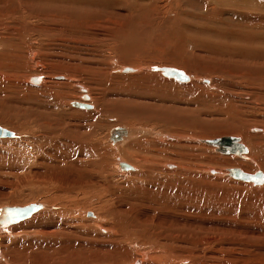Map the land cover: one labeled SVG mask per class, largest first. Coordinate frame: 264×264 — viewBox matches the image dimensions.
<instances>
[{"label": "rangeland", "instance_id": "1", "mask_svg": "<svg viewBox=\"0 0 264 264\" xmlns=\"http://www.w3.org/2000/svg\"><path fill=\"white\" fill-rule=\"evenodd\" d=\"M113 1L114 3H99L97 0H81L78 2L68 0L64 3L61 1L45 2L43 0H1V3H4L5 9L8 11L6 13L9 14H11L9 11L21 13L23 10L22 14L24 16H34L36 12H41L44 9L54 11H62L64 9L67 13L69 11L70 14L74 15L72 18H67V24L71 23L74 26L85 24L86 26L84 25L80 30L75 29V33L71 29L66 30L64 28L65 30H62V32H65L64 36L56 34V32L59 33V29L50 31L49 28H38L39 31L36 30L34 34L39 39L48 35L46 39L54 41L52 49H45V41L42 42L41 40L34 45V47H37L40 46L41 42L43 43L45 51L38 50V55L41 52L42 56L41 54L36 56V61H46L44 62L46 66L44 68H36L34 65L33 67L31 60L33 52L27 53L26 50L24 51L26 55L22 54L24 55V59L18 65L22 67L25 75H31L32 77L35 75L37 77L41 76L39 81L40 88H42L41 86L44 85L50 75L55 76V80H58L56 82H60L59 80L61 79L64 84L62 82H54L52 83L54 84L52 88L54 86L55 88L52 90L56 96L58 95V99L64 98L62 93H69L70 98L66 97V103L69 102L67 105L70 107L67 108L74 113L60 114L59 110H56L58 108L56 105L58 99L55 95H52L51 91L49 92L39 87L42 91H35L33 88L37 86L28 83L25 87L13 86L15 89L25 88L24 90L19 89L18 91L8 92L5 84L2 83L6 90L5 92L0 91V126L12 131L14 135L12 137H0V209L6 206H26L35 202L36 204L48 206L41 210L56 213L61 212V210L68 211H64L59 217H52L53 219L48 220V223H50L49 221H59L65 218V220H68L73 215H77L78 219L82 217L86 219L93 218L94 223L100 221L104 223L108 219L104 217L108 209L109 211L114 209L116 213H119V209H117L118 203L113 199L114 196L110 195L113 192L109 191L112 190V186L108 189L104 174H99L95 170L79 171L72 169L64 162L66 156H62L58 152V147L61 148L58 139L64 143L60 149L63 150L64 148L68 149L67 144L69 145V143L80 144L87 142L91 134L95 132L94 141H100L102 145L106 144V146L109 144L108 146L111 148V152L108 153L111 156L108 167L111 165L112 169H116V167L120 166L119 161H117L119 160L118 158L122 162L132 166L130 170L121 169L120 166L119 171H115V173L124 177L122 181H127V179L131 178V174L143 173L144 169H146L145 173H147L148 178L142 179L143 181L146 180L142 183L143 185H122L124 187L118 193L121 195L120 199L124 203L136 205V203L141 201L142 205H146L145 209H137L135 211L136 214L135 212L132 214L136 215L135 217L124 213L126 214L124 218L131 217H128L129 221H126V224L128 222L139 221L142 225L143 229L141 230L144 233L140 230L141 233L133 239L134 241L136 239L135 243L140 245L142 250L149 251L148 255L152 256L149 262L153 264H199V261L206 263L210 257L218 256L213 251L217 252L219 250L218 247L221 245L220 243L225 240V247L227 248L225 252L226 264L228 262L229 264H264V178L261 183H256L236 179L229 173L231 168H240L248 173H256L261 170L264 174V156L262 158L255 157V152L260 148V145L264 146V131H262L264 129V56L245 58L241 55L235 56L216 50H206L189 44L191 42L188 43L183 36L184 32L197 33V27L205 25H207L205 27H208L212 31H246L255 26L260 28V24L263 23L261 22L262 20L259 19L258 21L251 18V21L239 20L237 18L239 10L221 9L220 13L217 10V14L220 15L219 18H223L224 22H227L226 24H222L217 20L216 9H213L209 2L210 0ZM149 9L152 10H150L151 13L147 11ZM205 10H209L210 12L206 13ZM137 12L141 15L149 16L151 14L152 17L149 16L146 20L149 19L147 22L151 23L150 28L153 27L152 29L149 26V30L147 28L143 29L141 28V24L136 27L135 24L138 21L143 22L141 20L142 17L140 19L135 17ZM194 12L200 16H182L183 13ZM20 13H17V16L13 15V21L15 20V24L18 23L16 24L18 26L11 24L13 25L11 27H14V29L18 27L21 30H17L18 28L15 30H5L6 34H16L12 37V41L15 43H18L16 40L20 36L19 31H22L21 33L27 36L31 31L27 29V26L24 27V22L20 20L22 15ZM247 14H253V11H247ZM180 19L195 23L196 26L188 28L187 25H181V23L184 24L183 22L177 25L171 23L172 20L179 22ZM25 20H28V18L25 17ZM126 20L133 27H131L132 31L130 28V34L134 36L131 38L132 42L137 40L138 46H141L139 48L142 50V53L140 50H137L140 54L146 53L149 55L151 53L150 56H153L156 53L155 55L158 57L160 53L155 52L157 46L162 44L166 49L163 55L164 58L168 59L167 63L154 65V69L152 70L154 74H158L159 76L154 78V80L156 79L155 81L159 79L158 84L161 85L157 90L158 92L156 91L158 94L154 93L155 86L153 85V81L152 83H149L147 80L128 83L119 76L112 79L113 81H109L106 78L107 72L108 75H121L123 78L128 79L127 77L132 76L133 72L138 73L145 68H139V63L128 64L127 58L129 55L123 56L126 53H124L125 44L121 35L115 32L118 28L113 29V25L121 21L120 24L122 26ZM135 32H137L139 40L136 38ZM126 33L127 31L125 30L124 34ZM174 34L179 37L180 41H176L177 36ZM260 35H249L246 41L241 37L237 42L242 44L243 49L246 47L255 49L256 46L264 45V35L261 37ZM5 62L12 63L7 57ZM52 65L55 66L53 67ZM124 65L132 67L133 71L129 73L123 72L122 68L125 67ZM61 66L73 71L74 74H71L73 78L61 73L64 71L61 69ZM53 69L59 71L61 75L59 72H57L58 75L50 74L49 72H53ZM167 69L181 71L184 75L186 74L187 81H182L176 77L170 78V76L161 74L162 70ZM210 69L211 73H209ZM212 69L213 71L219 69L218 74L232 75L224 79L222 77L217 78V74L212 73ZM241 69L250 70L241 71ZM241 73H250L249 76L253 80L249 78L245 79L244 77L239 78L238 76H241ZM161 77L164 78L162 79ZM228 79L235 81H228ZM237 80H242V82L238 83ZM1 82L0 87L2 85ZM191 82L197 83V87L188 89V86L183 85ZM55 84H58V86ZM61 84L65 85V87L63 88ZM69 85H71L70 89ZM80 86L87 88L86 93L89 95L87 102L82 99L83 92ZM220 93L221 96L219 97ZM96 95L97 97H95ZM45 96L48 97L46 98ZM54 99L53 104L52 100ZM252 99H257L259 102L257 100H255L256 102L252 101ZM74 101L88 103L92 105V108L85 109L71 106V103ZM65 111L68 112L67 109ZM81 111L91 112V115L86 117L82 115L81 117ZM117 126H124L130 131L134 129L136 133L130 132L129 137L126 138L127 141L125 140L118 145H113L110 141V131ZM171 126L173 129L170 128ZM251 126L261 128H259V131L252 132L250 130ZM42 128L43 130L41 131ZM167 128L170 129L166 130ZM38 133L40 135L39 142L37 139ZM141 133H143L145 142L146 140L148 142L145 143L142 140V143L140 142L138 146L142 148L143 151L141 152L146 154L144 158L150 161L147 163L141 161L142 157L136 153L128 155V157L126 155V160L125 158H121L119 151L116 150H119L121 146H124L135 135ZM159 133H161V136H167V134L168 136L173 135L172 137L177 138L179 142L181 141L180 143H182L185 153L188 152L187 154L192 156L193 160L185 162L184 166L178 161L179 158H175V162L172 159L173 162L168 161V157L164 158L166 154L171 156L170 153L172 152H175L174 154H177V151L181 152L182 146L176 148L174 145L168 146L165 144L160 151L158 149L155 150L156 148L154 147H158L159 144H151L149 139L152 140L153 135L160 136ZM228 135L238 137L248 147L249 152L244 157L219 152L215 147L201 143L203 142L201 140L200 142L197 141V137L208 140ZM155 140L159 139L155 138ZM49 141H51V144ZM158 142L165 143V140H159ZM255 145L258 147H255ZM149 147L150 150L148 149ZM164 147L166 149H163ZM49 148L50 152L47 155L44 150H48ZM166 150L168 151L166 152ZM152 151L161 153L153 154ZM192 151L193 153L191 154ZM149 152L150 155H148ZM164 152L166 153L164 154ZM147 156L151 157L148 158ZM70 158L68 157V159ZM99 158L100 153L98 155V152H96L94 156L88 159H91L89 160L91 162ZM253 158L256 159L253 160ZM71 159L74 161L73 157ZM225 160H229L231 164L229 162V164L226 163ZM167 163H173L175 168H169L166 165ZM75 164L77 163L75 162ZM55 165H61L62 167L64 165V168L59 172L55 170ZM77 166L80 167L79 164ZM212 169L216 172H213ZM118 181H120L119 178ZM147 181L153 182L156 185L152 184L151 187L150 184L146 183ZM116 185L119 186L118 183ZM157 185H163V188L159 189ZM177 190L181 191V193L178 198H175L173 205L171 202L167 205L168 208L166 210H168L164 211V214L166 212L164 216H159L150 212V210L147 211L151 206L149 202L151 196L162 197L160 191ZM166 195L171 196L172 194L166 193ZM188 203H191L192 206H189ZM188 206L189 208H187ZM174 208L177 211L176 214L170 212ZM75 211L77 212L75 213ZM168 211L171 215L167 214ZM146 212L149 213H147L146 218L142 219L140 216ZM91 213L92 215H88ZM30 218L32 217L27 218L28 220H23V222L26 223L32 220ZM23 222L20 221L12 225L19 226ZM12 225L2 229L10 230L12 229ZM18 232L21 231L18 230ZM18 232L16 231L15 233ZM156 234L171 237V241L167 244L160 243L156 241ZM148 238H151L152 241ZM192 239L193 242H189ZM85 241L88 242L87 239ZM87 245H90V243ZM169 246L170 248L184 249L181 251L182 256H175L172 259L163 256L169 253ZM161 248L163 250H160ZM125 252H128L127 254L129 255L126 257L131 258L132 243L129 247L123 249V254ZM206 259L207 261H204ZM221 259L219 256L218 260Z\"/></svg>", "mask_w": 264, "mask_h": 264}, {"label": "bare ground", "instance_id": "2", "mask_svg": "<svg viewBox=\"0 0 264 264\" xmlns=\"http://www.w3.org/2000/svg\"><path fill=\"white\" fill-rule=\"evenodd\" d=\"M7 1H13V0H7ZM45 2H53V1H61V2H66L68 0H43ZM71 1H81V0H71ZM99 1V3H104V2H109V3H114L113 0H97ZM210 4L212 5L213 9H216V16L218 19V21L222 24H226L227 22H224L223 18H219V14H217V10L220 13L221 9H232V10H239V16H237V18H239V20H249L251 21V19L253 20H262L260 24V28H257V26H255L254 28H250L249 30H225V31H218L216 30V28L213 27L214 30L216 31H212L210 30L208 27L205 26H200L197 27L198 31L197 33L192 34L191 33H187L184 32L183 36L184 39L189 43V44H193L194 47H198V48H204L206 50H216L222 53H228V54H233L235 56H243L245 58L249 57V58H258L259 56H264V45H261L259 47H255V49L253 48H248L246 47L245 49L242 48V44L238 43L237 40L241 39V37L243 39H245L244 41L248 40V36L249 35H255V34H261L260 37L262 35H264V0H210L209 1ZM126 3V1H125ZM4 4V3H3ZM1 3L0 0V82L1 84H5V87H7L8 92H14V91H18L19 89L24 90L23 88H19V89H15L13 86H18V87H22V86H26V84H30L33 86H37L33 89H35V91H39L40 89H44V90H48L49 92H52V95L54 96V88H52L54 84L52 83H60L62 82L61 79L59 80L60 82H56L58 81L57 79L55 80V76H48V79L46 80V82L44 83V85H42L40 88L39 86V81H40V77L35 76H31V75H25L23 72L24 70L22 69L21 66H18L21 64V61L24 59V51L26 50V52H33V56H32V62H33V67L34 65L36 66V68H44L46 65H44V62L46 61H36V56H39L41 54L38 55V52L41 50L45 51V49H52L53 47V40H47V36H43L40 39L34 34V32L36 30H38V28L43 27V28H49L50 31L51 30H58L59 29V33L56 32V34L58 36H64L65 32L63 33L62 30H67V29H71V31L74 32L75 29L80 30L85 24H78L76 26H74V24L71 25V23H66V20L68 17H74L73 14H70V12L65 11L64 9L62 11H54L51 9H44L41 12H36L34 14V16L32 15H26L24 16L22 14V12H17L15 10V13H12L11 11H9L11 14L6 13V9L5 6ZM127 4V3H126ZM141 6V5H140ZM142 7V6H141ZM144 7V6H143ZM148 9V8H147ZM206 9V8H205ZM151 9L147 10L150 12ZM21 11V10H20ZM152 11V10H151ZM157 11V10H156ZM206 11V10H205ZM247 11H253V14H247ZM8 12V11H7ZM22 14L20 17V20L24 22V27H28L27 29L31 30L30 34L31 36H27L24 35L23 33H21L22 31H19L20 36L18 37V39L16 40L18 43H15L14 41H12V37H14V35L16 34H6L5 30H13L14 27H11L13 25H16L18 23L15 24V20L13 21V15L17 16V13ZM143 12V11H142ZM148 12V13H149ZM210 11L207 10L206 13H209ZM6 13V14H5ZM151 13V12H150ZM154 13V12H153ZM182 13V12H181ZM200 16L198 14L194 13H183L182 16L186 17V16ZM78 16V14H77ZM80 16V15H79ZM115 16V15H114ZM151 16V14L149 15ZM148 15H141L139 12L136 13L135 17L136 18H141V20H143V22H137L135 25L137 27V25L141 24V28L148 29V26L150 28L151 23L147 22L149 21L146 20L148 17ZM194 16V17H195ZM249 16V17H248ZM25 17L28 18V20H25ZM108 17V16H107ZM111 17V16H110ZM152 17V16H151ZM132 18V17H131ZM251 18V19H250ZM95 19V18H93ZM107 19V18H106ZM130 19V18H129ZM96 20V19H95ZM115 20V19H114ZM138 20V19H137ZM97 21H99L97 19ZM106 21V20H105ZM167 21V20H166ZM177 21V20H176ZM172 20V24L173 25H177L178 23L180 24L181 22H183L184 24L181 23V25H187L188 28L190 26H196L195 23L189 22V21H183L182 19L179 20V22ZM121 21L116 22L113 25V29H117L115 30L116 33L120 34L121 37L123 38L124 44H125V51H124V55L123 56H127L126 54L129 55V57L127 58L128 64H133L136 63L139 65L140 67H145L144 69H142V71L140 70V72L135 73L133 72L132 76L123 78L121 75H108L106 72V78H108L109 81H111L112 79L117 78L118 76L120 78H122L123 80L132 83L135 82H139V81H145L147 80L149 83H152L153 81V85L154 87V93L159 89V86H161L160 84H158V81H155L154 78H156V76H158V74H154L152 72V70L154 69V65H162V64H166L167 60L166 58H164V53L166 52V49L164 48V46L158 45L157 49H155V52L160 53L158 57H156V53L153 56H150V54H140L137 50H140L136 41L131 40L132 37H134L133 35L130 34V32L132 31V26L131 24L126 20L125 24L123 23L122 26L120 24ZM201 22V21H200ZM105 23V22H104ZM168 23V22H166ZM13 24V25H11ZM171 25V24H168ZM18 26V25H16ZM22 26V25H21ZM86 26V25H85ZM23 27V26H22ZM91 27V26H90ZM102 27V26H101ZM132 27V28H131ZM171 27V26H170ZM169 27V28H170ZM180 27V26H179ZM186 27V26H185ZM263 27V28H262ZM18 28V27H17ZM15 28V29H17ZM63 28V29H61ZM65 28V29H64ZM107 28V27H106ZM131 28V31H130ZM153 27H151L150 29H152ZM187 28V29H188ZM14 29V30H15ZM21 30V28H18L17 30ZM109 29V28H108ZM140 29V28H139ZM180 29V28H179ZM111 30V29H110ZM127 31L126 34H124V31ZM136 30V29H135ZM149 30V29H148ZM27 31V30H26ZM39 31V30H38ZM44 31V30H43ZM70 31V32H71ZM112 31V30H111ZM170 31V30H169ZM53 32V31H52ZM91 32V31H90ZM178 32V31H177ZM15 33V32H14ZM17 33V32H16ZM28 33V32H27ZM49 33V32H48ZM75 33V32H74ZM165 33V32H164ZM213 33V34H212ZM45 34V33H44ZM52 34V33H51ZM67 34V33H66ZM105 34V33H104ZM136 34V38L139 40V38L137 37L139 34L137 32H135ZM167 34V33H166ZM176 34V33H175ZM174 34V35H175ZM18 35V34H17ZM40 35V34H39ZM42 35V34H41ZM69 35V34H68ZM117 35V34H116ZM67 36V35H66ZM70 36V35H69ZM177 36V35H175ZM174 36V38H175ZM173 37V35H172ZM179 37L177 36V40ZM61 39H63V37H61ZM173 39V38H172ZM41 40L42 42L45 41L46 46H44L45 49H43V43L41 42L37 47H34L35 43L37 44V42ZM160 40V39H159ZM180 41V40H179ZM121 43V42H120ZM140 43V42H139ZM153 43V42H152ZM187 43V45L189 46V44ZM17 45V46H14ZM14 46V47H13ZM58 46V45H57ZM156 46V45H155ZM192 46V45H191ZM159 48V51H158ZM193 48V47H192ZM28 49V51H27ZM121 49H123L121 47ZM150 49V48H149ZM194 49V48H193ZM39 50V51H38ZM76 50V49H75ZM144 50V49H143ZM151 50V49H150ZM47 51V50H46ZM142 53V50H140ZM154 51V50H153ZM168 52V50H167ZM176 53V52H175ZM24 54V55H22ZM153 54V53H152ZM31 55V54H30ZM163 55V56H162ZM42 56V54H41ZM145 56V57H144ZM6 57L12 61V63H7L6 61ZM31 57V56H30ZM143 57V58H142ZM170 58V57H168ZM176 59V58H175ZM39 60V59H38ZM49 62V61H47ZM176 62V61H175ZM65 63V62H64ZM32 65V64H31ZM135 65V64H134ZM141 65V66H140ZM186 65V64H185ZM53 67L55 65H52ZM51 66V67H52ZM57 66V65H56ZM60 66V65H59ZM71 66V65H70ZM125 67L122 68L123 72H132L133 68L129 67V65H124ZM137 66V65H136ZM73 67V66H72ZM182 67V66H181ZM59 68V67H58ZM137 67V69H139ZM172 68V67H171ZM244 68V67H243ZM248 68V67H247ZM61 69L64 70L61 73L66 74V76L72 77L71 74L73 75L74 72L71 70H68L67 68H62ZM73 69V68H72ZM110 69V68H109ZM121 69V68H120ZM135 69V68H134ZM54 70V69H53ZM60 70V69H59ZM74 70V69H73ZM97 70V69H96ZM106 70V69H105ZM215 70V69H214ZM250 70V69H247ZM245 69H241V71H247ZM41 71V70H40ZM107 71V70H106ZM163 72H161V74H163L164 76H170L171 77H176L182 81H187L188 78L185 77V75L178 70H162ZM49 72V71H48ZM57 72L54 70L53 72H49L50 74H57ZM156 72V71H155ZM208 72V71H207ZM153 73V75H151ZM206 73V72H204ZM211 73V69L210 72ZM212 73L217 74V78H228L230 75L221 73H219V69L217 71H213L212 69ZM236 73V72H235ZM60 74V72H59ZM62 74V76H63ZM112 74V73H111ZM127 74V73H126ZM207 74V73H206ZM238 74V73H237ZM250 73H241V76H238L239 78H249L252 79L251 76H249ZM58 75V74H57ZM56 75V76H57ZM61 75V74H60ZM59 75V76H60ZM79 76V75H78ZM141 77V78H139ZM159 77V76H158ZM188 77V76H187ZM63 78V77H62ZM73 78V77H72ZM72 78H70L72 80ZM162 79L164 77H161ZM207 78V77H206ZM141 79V80H139ZM203 79V78H201ZM42 80V79H41ZM68 80V79H67ZM66 80V82H67ZM253 80V79H252ZM97 81V80H96ZM113 81V80H112ZM204 81V80H203ZM209 81V80H208ZM228 81H235L232 79H228ZM5 82V83H4ZM24 82V83H23ZM71 82V81H70ZM147 82V83H148ZM195 82V81H194ZM205 82V81H204ZM237 82H242V80H237ZM63 83V82H62ZM69 83V82H68ZM131 83V84H132ZM145 83V82H144ZM186 83V82H185ZM3 84L0 87V91L1 92H5V87L3 86ZM64 84V83H63ZM63 84H61L63 86ZM162 85H164L163 83H161ZM205 84V83H204ZM237 84V83H236ZM56 85V84H55ZM73 85V84H71ZM71 85H69V89L71 88ZM116 85V84H115ZM166 85V84H165ZM182 85V84H181ZM188 86V89H193L195 87H197V83H189V84H183ZM200 85V84H199ZM211 85V84H210ZM240 85V84H239ZM58 86V84L56 85ZM85 86V85H84ZM184 86V87H186ZM201 86V85H200ZM208 86V85H207ZM212 86V85H211ZM229 86V85H228ZM40 89H39V88ZM65 87V85L63 86V88ZM153 87V86H152ZM183 87V88H184ZM216 87V86H215ZM214 87V88H215ZM50 88V89H49ZM74 88V87H73ZM187 88V87H186ZM201 88V87H200ZM53 89V90H52ZM66 89V88H65ZM81 91L83 92V96L82 99L86 100L85 102H87L89 100V95L88 93H86V89L83 86H80ZM137 89V88H136ZM204 89V88H203ZM58 90H60V88H58ZM57 90V91H58ZM62 90V89H61ZM73 90V89H72ZM126 90V89H125ZM209 90V89H208ZM42 91V90H40ZM67 91V89H66ZM69 91V90H68ZM77 91V90H76ZM98 91V90H97ZM123 91V90H122ZM153 91V90H152ZM60 93V91H58ZM63 92V91H62ZM71 92V91H70ZM93 92V91H92ZM121 92V91H120ZM158 92V91H157ZM156 92V93H157ZM215 92V91H214ZM213 92V93H214ZM228 92V91H227ZM21 93V92H18ZM24 93V92H22ZM44 93V92H43ZM78 93V92H77ZM153 93V94H154ZM207 93V92H206ZM236 93V92H235ZM158 94V93H157ZM208 94V93H207ZM217 94V93H216ZM224 94V93H223ZM46 95V94H45ZM62 95L64 96L61 97L60 99H56L57 100V109L59 110L58 112H60V114H64V113H71L72 111L70 109H68V103H66L67 98H70L69 93H62ZM237 95V94H236ZM241 95V94H240ZM49 96V95H48ZM47 96V97H48ZM221 96V93L219 95V97ZM46 97V96H45ZM46 97V98H47ZM97 97V95L95 96ZM100 97V96H99ZM211 97V96H210ZM244 97V96H243ZM54 98V97H52ZM78 99V97H76ZM93 98V97H92ZM250 98V97H249ZM54 100H52L53 104H54ZM75 99V98H74ZM68 100H72V99H68ZM76 100V99H75ZM80 100V99H79ZM98 100V99H96ZM140 100V99H139ZM257 100V99H255ZM254 99H252V101H255ZM141 101V100H140ZM251 101V102H252ZM259 102V100H257ZM256 102V101H255ZM52 105V103H51ZM76 106L79 108H85V109H91L92 105L88 104V103H84V102H73L71 103V106ZM68 107V108H67ZM97 107V106H96ZM257 107V106H256ZM54 108V107H53ZM263 108V107H262ZM67 109L68 112H66L65 110ZM255 109V108H254ZM52 110V109H51ZM137 110V109H136ZM259 111V110H257ZM74 113V112H72ZM128 113V112H126ZM66 115V114H65ZM88 116L91 115V112L88 111H81V117ZM61 116V115H60ZM64 116V115H63ZM48 117V116H46ZM128 118V117H127ZM76 119V118H75ZM36 120V119H35ZM47 121V120H46ZM69 122V121H68ZM168 122V121H167ZM171 122V121H170ZM258 123V122H257ZM261 123V121H260ZM68 124V123H67ZM245 124V123H244ZM36 125V124H35ZM43 125V124H42ZM49 125V124H48ZM172 125V124H171ZM176 125V124H175ZM246 125H248L246 123ZM245 125V126H246ZM38 126V125H37ZM62 126V125H61ZM66 126V125H65ZM261 126V125H260ZM2 127V126H1ZM175 127V126H173ZM252 128L250 129L252 132L254 131H259L261 127H255V126H251ZM3 128V127H2ZM116 128H123L125 130V132L121 135L120 138H114L112 135V130L116 129ZM130 128V127H129ZM132 128V127H131ZM138 128V127H137ZM142 128V127H140ZM172 128V126L170 127ZM167 128L166 130L170 129ZM246 128V127H245ZM250 128V127H249ZM263 128V127H262ZM46 129V128H45ZM54 129V128H53ZM56 129V128H55ZM110 129V128H109ZM173 129V128H172ZM43 130V128L41 129V131ZM148 130V129H147ZM166 130H164L166 132ZM37 131V130H36ZM49 131V130H48ZM74 131V130H73ZM142 131V130H141ZM264 131V129L262 130ZM62 132V130H61ZM130 132H134L130 131L128 128L124 127V126H117L111 129L110 131V141L112 142L113 145H118L122 142H124L126 140V138L129 137ZM140 132V131H138ZM145 132V131H144ZM157 132V131H156ZM40 133V132H39ZM38 133V142H39V138L40 135ZM95 133V132H94ZM94 133L91 134L90 139L85 142V143H74V144H67L68 149H63L60 150L63 147V141H61L60 139L59 142L61 144V148L58 147V152L62 155V156H66V160L64 161L66 164H68V167L75 169V170H79V171H83V170H87V171H98L99 174H104V177L106 179L105 183L108 187V189L111 188L112 186V190L109 191H113L111 192L110 195H112L113 199L117 201L118 203V207L117 209H119V213H116L114 209H112L111 211L106 212V214L104 215V217H107L108 219H106L104 221V223L100 222H95L94 223V219H86V218H79L77 217V215H73L68 219V220H59V221H49L50 223H48V220H50L52 217L61 216L62 213H64V211L66 210H61V212L56 213V212H50L48 210H41L43 208H47L48 206L43 205V204H36L34 203H30L29 205L26 206H6L0 209V264H153L152 262H149L151 260L152 256L148 255L149 251L146 250H142L141 246L136 244L134 241V237L137 236L138 234H140V230L143 229L142 225L136 221H133L131 223H125L128 220V216L127 218H124V215L126 214H130L131 216L137 209L140 208H144L146 207V205H142L141 201H139L138 203H136V205H132L130 203H124L123 201H121V195L118 193V191L124 187L122 185L125 186H130L131 184L133 185H143L142 183H144L146 180H142L145 178H148V176L146 175L147 173H145L146 169H144L143 173H138V174H131L132 176H130L131 178L127 179V181H122L124 177H121L119 174L115 173V171H119V167L121 169H132V166L129 164H126L124 162L121 161L120 158H118L120 166L116 167V169H112L111 165L110 167H108V162L109 160H111V156L108 155V153L111 152V148H109V144L106 146L102 145V143L100 141L95 142L94 141ZM136 133V132H134ZM56 134V133H55ZM58 134V133H57ZM64 134V133H63ZM99 135V133H97ZM141 134H137L135 135L134 138H132L129 142H127L126 144H124V146H121V148L119 150V154L121 156V158H125L126 160V155L128 157V155H133V154H138V156L142 157L141 161L144 162H149L150 160H146L144 158V152L142 153L141 151L142 148H140L138 145L142 140L145 139ZM149 134V133H148ZM151 134V133H150ZM157 134V133H156ZM160 136H154L156 139L159 140H165V143L162 142H158L159 140H155V138L152 137V140L149 139V141L151 142V144H159L158 147H154L156 148L155 150H161L162 147L166 144V145H174V147L178 148L182 146V143H180L178 141V139L176 140L174 137L172 136H161V133H159ZM180 134V133H179ZM250 134V133H249ZM145 135V134H144ZM170 135V134H169ZM220 135V134H219ZM251 135V134H250ZM150 136V135H149ZM175 136V135H174ZM180 136V135H179ZM228 136H233V135H228ZM256 136V135H254ZM12 137V136H11ZM58 137V136H57ZM181 137V136H180ZM180 137H178L180 139ZM223 137V136H221ZM236 137V136H235ZM248 137V136H247ZM252 137V136H251ZM151 138V137H150ZM220 138V137H219ZM238 138V137H237ZM49 139V138H47ZM63 139V138H62ZM93 139V141H92ZM147 139V138H146ZM184 139V138H182ZM202 138V137H197V141L201 142V143H205L207 145L213 146L217 149L216 146L211 145L208 143V140ZM57 140V139H56ZM185 140V139H184ZM187 140V139H186ZM238 140L240 141V139L238 138ZM48 141V140H47ZM127 141V140H126ZM51 144V141H49ZM69 142V141H68ZM99 142V143H98ZM148 140H146L145 143H147ZM149 142V143H150ZM241 142V141H240ZM258 142V141H257ZM260 142V141H259ZM242 143V142H241ZM39 144V143H38ZM66 144V143H65ZM187 144V143H184ZM204 144V145H205ZM244 144V143H243ZM144 145V144H143ZM155 145V146H156ZM190 145V144H189ZM192 145V144H191ZM40 146V145H39ZM45 146V145H43ZM66 146V145H65ZM170 146V147H171ZM246 146V145H245ZM257 145H255L256 147ZM41 147V146H40ZM111 147V146H110ZM147 147V146H146ZM167 147V146H166ZM254 147V145H253ZM258 147V146H257ZM145 148V145H144ZM153 148V149H154ZM169 148V147H168ZM167 148V149H168ZM39 149V148H38ZM147 149V148H146ZM150 150V147L148 148ZM152 149V148H151ZM163 149H166L165 147ZM174 149V148H172ZM211 149V148H210ZM246 151L242 152L240 154L237 153H225V154H234L240 157H244L248 152L249 149L246 146ZM145 150V149H144ZM153 150V151H155ZM218 150V149H217ZM152 151V152H153ZM164 151V150H162ZM168 150H166L167 152ZM173 151V150H172ZM175 151V149H174ZM44 152L48 155V153L50 152V148L48 150H44ZM81 152V153H80ZM98 152V155L100 153V158L97 159L96 161H89L91 159H88L92 156L95 155V153ZM146 152V151H145ZM164 152V154L166 153ZM171 152V151H170ZM220 152V151H219ZM80 153V154H79ZM114 153H116L114 151ZM161 153V152H160ZM159 152H153V154H160ZM175 153V152H174ZM173 152L170 153L171 156L167 155L164 157H168V161H174V159H178L179 162H181L184 166H185V162H190L193 160L192 156H189L187 153H185L184 151V147L182 146L181 152H176L177 154H174ZM193 153V151L191 152V154ZM163 154V156H164ZM190 154V155H191ZM197 154V153H196ZM70 155V156H69ZM80 157H79V156ZM111 155V154H110ZM115 155V154H113ZM150 155V152L149 154ZM152 155V154H151ZM117 156V155H116ZM157 156V155H156ZM175 156V157H173ZM264 156V146L260 145V148H258V150L255 152V157H259L262 158ZM68 157H73L74 161L70 158L68 159ZM118 157V156H117ZM130 157V156H129ZM146 157V156H145ZM148 157V156H147ZM151 157V156H150ZM148 157V158H150ZM155 157V156H154ZM159 157V156H157ZM162 157V156H161ZM39 158V157H38ZM59 158V157H58ZM116 158V157H115ZM153 158V155H152ZM196 158V156H195ZM250 158V157H249ZM76 159V160H75ZM133 159V158H132ZM141 159V158H140ZM157 159V158H156ZM172 159V160H171ZM198 159V158H197ZM195 159V160H197ZM201 159V158H200ZM256 158H253V160H255ZM89 162H88V161ZM131 160V159H130ZM134 160V159H133ZM131 160V161H133ZM136 160V159H135ZM139 160V159H138ZM152 160V159H151ZM205 160V159H204ZM231 160V158H230ZM87 161V162H86ZM128 161V160H127ZM140 161V162H141ZM159 161V159H158ZM164 161V160H163ZM172 161V162H173ZM198 161V160H197ZM232 161V160H231ZM75 162L77 164L80 165V167L77 166V164H75ZM79 162V163H78ZM114 162V161H113ZM136 162V161H135ZM175 162V161H174ZM194 162V161H193ZM226 163H230L229 160H225ZM115 163V162H114ZM118 163V162H117ZM177 163V161H176ZM204 163V162H203ZM228 163V164H229ZM233 163V162H232ZM240 163V162H239ZM142 164V163H141ZM152 164V163H151ZM161 164V163H160ZM190 164V163H189ZM188 164V165H189ZM199 164V163H196ZM221 164V163H220ZM231 164V163H230ZM263 164V163H262ZM135 165V164H134ZM143 165V164H142ZM154 165V164H153ZM166 165H168L169 168H175L173 163H167ZM191 165V164H190ZM189 165V166H190ZM234 165V164H233ZM237 165V163H236ZM139 166V165H138ZM163 166V165H162ZM134 167V166H133ZM145 167V166H144ZM167 167V166H166ZM179 167V166H177ZM55 170H58L59 172L61 171V169L64 168L61 165H55ZM82 168V169H81ZM148 170V169H147ZM150 171V170H149ZM171 171V170H170ZM213 172H216L214 169H212ZM211 171V172H212ZM161 172V171H160ZM164 172V171H163ZM151 173V172H150ZM230 173V170H229ZM252 173V172H251ZM58 174V173H57ZM123 174V172H122ZM165 174V173H164ZM231 174V173H230ZM56 175V174H55ZM152 175V174H151ZM156 176V175H154ZM194 176V175H193ZM232 176V175H231ZM59 177V176H58ZM127 177V176H125ZM233 177V176H232ZM62 178V177H61ZM118 178L120 181H118ZM235 178V177H234ZM263 178H264V174H263ZM239 179V178H236ZM117 180V181H116ZM188 180V179H187ZM195 180V179H194ZM239 180H243V179H239ZM122 181V182H121ZM155 181V180H154ZM243 181H248V180H243ZM249 181H253V180H249ZM263 181V179H262ZM261 181V182H262ZM22 182V181H21ZM255 182V181H253ZM259 182V183H261ZM119 184V186H117L116 184ZM146 183L150 184V186L152 187L153 185H156L153 182H149L147 181ZM258 183V182H256ZM140 184V185H139ZM158 186V187H157ZM156 187L161 189L163 188V185H157ZM155 187V186H154ZM124 190V189H123ZM160 193H162V197H153L151 196V200H149L151 206L148 208L147 211L150 210V212H153L159 216H164L166 214H164V211H167L166 208H168L167 205H169V203L171 202V204L173 205V203L175 202V198H178L181 191H160ZM167 194H172L171 196L166 195ZM202 193V192H200ZM137 195V194H136ZM199 195V194H198ZM168 196V198H167ZM205 197V196H204ZM226 197V196H225ZM197 198H199L197 196ZM142 200V199H140ZM183 200V199H182ZM194 200V199H193ZM195 201V200H194ZM193 201V202H194ZM201 201V200H200ZM95 203V202H94ZM112 203V202H111ZM101 204V203H100ZM114 204V203H113ZM189 204V203H188ZM30 205L34 206V210L26 217H23L21 219H16L14 221L9 220V217L11 216H15V218H17L18 215H22L21 213H23L22 211H12V212H7L8 209L10 208H23V207H28ZM49 205V204H48ZM185 205V204H184ZM192 206V204L190 203L189 206ZM195 205V203H194ZM193 205V207H194ZM50 206V205H49ZM83 206V205H82ZM112 206V205H111ZM189 206L187 208H189ZM196 207V206H195ZM90 208V207H89ZM191 208V207H190ZM197 208V207H196ZM57 209V208H56ZM75 209V208H73ZM77 209V208H76ZM41 210V211H39ZM86 210V209H85ZM114 210V211H113ZM192 210V208H191ZM225 210V209H224ZM68 212V211H66ZM77 211H75L76 213ZM144 212V211H143ZM171 213L176 214V209H172V211H170ZM169 211L167 212V214L171 215ZM207 212V211H206ZM18 213V214H17ZM126 213V214H124ZM138 213V212H137ZM146 212L144 214H142L140 217L142 219L146 218L147 216ZM183 213V212H182ZM188 213V211H187ZM95 214V213H94ZM136 214V212H135ZM189 214V213H188ZM264 214V213H263ZM64 215V214H63ZM88 215H92L88 214ZM192 215V214H191ZM98 216V214H97ZM96 216V217H97ZM136 216V215H135ZM134 216V217H135ZM186 216V215H185ZM32 217L27 221L26 223L23 222V220L25 221V219ZM64 217V216H63ZM62 217V218H63ZM69 217V216H68ZM80 217V216H79ZM133 217V218H134ZM194 217V216H193ZM131 218V217H130ZM53 219V218H52ZM61 219V218H60ZM105 219V218H103ZM28 220V219H27ZM140 220V219H138ZM22 221L23 224L20 223L19 226H13L12 224L17 223ZM217 221V220H216ZM26 224V225H25ZM95 224V225H94ZM12 225V229L10 230H6V229H2V228H6ZM97 226V227H94ZM18 230H20L21 232H18ZM18 233H15V232ZM142 231V230H141ZM143 232V231H142ZM137 233V234H136ZM144 233V232H143ZM142 233V234H143ZM82 234V235H81ZM136 234V235H134ZM141 234V235H142ZM220 234V233H219ZM81 235V236H80ZM222 235V234H221ZM83 236V237H82ZM75 237V238H74ZM132 238V239H131ZM155 238L157 239L156 241L160 242V243H168L171 241V237L169 238L166 235L163 234H156ZM85 239H87L88 242L85 241ZM151 240V238H148ZM225 239V238H224ZM169 240V241H167ZM152 241V240H151ZM178 241V240H177ZM181 241V240H180ZM224 242L220 243V247L219 250H217V252L213 251L214 254H217V257H210L209 261H207L206 263H203L201 261H199V264H226V258H225V252H226V245H225V240H223ZM179 242V241H178ZM182 242V241H181ZM189 242H193V239ZM234 242V241H233ZM88 243H90V245H87ZM132 243V255L131 258L130 257H126L128 254V252L123 254V249L129 247V245ZM86 244V245H85ZM165 244V245H166ZM196 245V244H195ZM240 245V244H239ZM144 246V245H143ZM167 246V245H166ZM219 246V245H218ZM131 247V246H130ZM149 247V246H148ZM146 248V247H145ZM167 248V247H166ZM170 248V246H169ZM160 250H163L162 248ZM169 253L163 255L165 257H168L169 259H172L175 256H182L181 251H183L184 249L182 248H170L169 249ZM188 250V249H187ZM186 250V251H187ZM127 251V250H126ZM233 252V251H232ZM254 252V251H253ZM236 254V253H235ZM129 256V255H128ZM221 257V260H218V257ZM236 256V255H235ZM148 257V258H147ZM208 257V256H207ZM239 257V256H238ZM185 259V258H184ZM214 259V260H213ZM217 259V260H215ZM153 260V259H152ZM183 260V259H182ZM178 261V260H177ZM179 264V263H178ZM229 264V262H228Z\"/></svg>", "mask_w": 264, "mask_h": 264}, {"label": "water", "instance_id": "3", "mask_svg": "<svg viewBox=\"0 0 264 264\" xmlns=\"http://www.w3.org/2000/svg\"><path fill=\"white\" fill-rule=\"evenodd\" d=\"M125 132L123 128H116L112 130V135L114 138H120L121 135ZM14 133L6 128H2L0 126V137H7V136H13ZM208 143L211 145H214L217 147L218 151L222 153H237L240 154L242 152H245L246 146L241 143L237 137L235 136H223L220 138H214V139H209ZM230 173L233 177L243 179V180H253L255 182H261L263 179V172L261 170L257 171L256 173H248L243 171L240 168H231ZM22 211V215H18L17 218L15 216L9 217V220L14 221L16 219H21L23 217L28 216L33 210L34 206L30 205L28 207H23V208H10L7 210V212H12V211ZM18 214V213H17Z\"/></svg>", "mask_w": 264, "mask_h": 264}]
</instances>
